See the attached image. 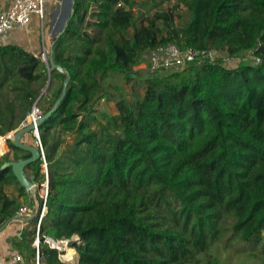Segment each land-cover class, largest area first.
Masks as SVG:
<instances>
[{
    "label": "trees",
    "instance_id": "obj_1",
    "mask_svg": "<svg viewBox=\"0 0 264 264\" xmlns=\"http://www.w3.org/2000/svg\"><path fill=\"white\" fill-rule=\"evenodd\" d=\"M178 1L188 11L180 26L167 11L137 24V0H76L52 41L63 72L17 44L0 45V105L6 86L31 105L40 95L32 84L44 87L49 74L46 94L57 100L70 74L65 96L39 127L49 192L39 230L43 201L21 234L27 264L38 253L40 264H70L46 237L69 240L76 264H197L220 238L222 221L264 252V0ZM167 43L231 57L252 51L261 61L134 70ZM116 74L138 80L144 94L130 101L123 87H105ZM105 95L117 113H98ZM13 119L14 108H0V135L18 127ZM64 134H74L72 143ZM8 142L14 157L0 154V227L29 197L4 164L31 154ZM24 171L34 183L45 179L42 158Z\"/></svg>",
    "mask_w": 264,
    "mask_h": 264
},
{
    "label": "rangeland",
    "instance_id": "obj_2",
    "mask_svg": "<svg viewBox=\"0 0 264 264\" xmlns=\"http://www.w3.org/2000/svg\"><path fill=\"white\" fill-rule=\"evenodd\" d=\"M71 1L72 0H57L56 3L53 4L52 9H49L50 1L46 5V18L45 23L40 21L31 23V26L26 29H18L14 31L13 37L10 42L16 43L19 47L28 49L29 51L40 55L43 60H46L49 56V52L51 49L52 41L55 36L64 28L67 19L69 18L70 11H71ZM138 4H136L133 9L136 12V23L141 24L145 21V18L148 14H154L156 11H167L173 12L175 15V24L180 26L182 25L188 17V11L185 7H177L179 6L178 0H137ZM20 39L16 37L19 35ZM16 38V39H15ZM254 55L252 51L246 52L240 56L231 57L229 55L218 53L216 56V61L218 63H222L228 67H233L238 65L242 62L247 61H254ZM147 62V60H144ZM144 67L137 70H142L143 73L146 75L148 71ZM153 72V71H152ZM163 73L162 70L158 71ZM138 79V78H137ZM119 85L123 87L125 93L130 101H133L137 96H141L144 94V88L139 84L138 80L134 79L131 81H127L123 78L121 74H116L114 76H110L104 81L105 87L110 86L111 84ZM46 86V85H45ZM45 86H40L39 83L32 84L33 88L39 89V93L43 92ZM109 91V90H108ZM19 90L10 89L6 86V94L3 96L1 100L0 108L3 112H6L9 108H14V119L13 122L15 124H19L17 128L7 132L6 135H0V154L6 155L9 154V157L13 159L14 152L11 150L9 146L8 139L5 140L6 137L14 136L15 133L23 128L25 124L31 122L32 115L34 111L36 118L38 119L44 113V111L51 105L56 103V99L50 97L46 94L43 95L40 101L36 103L33 101L31 105L24 103L20 105L19 100L17 99V94ZM111 95L117 97L114 94V91L110 92ZM39 95V96H40ZM114 98V97H113ZM99 112H105L107 114H115L117 113L115 100L108 99V95H105L97 105ZM65 144L72 143L74 134H64L61 136ZM11 139V138H10ZM6 141V142H5ZM22 141L26 144H31L37 146L41 149L43 148V144L41 142V138H38L34 133L25 134L22 138ZM63 147L65 145L63 144ZM22 154V153H20ZM1 157V156H0ZM42 181L36 182V187L31 190L30 196L34 198V203L31 205L29 204V197L27 195L21 198L23 205H28L30 208L34 210L37 206L40 205L42 200L41 195L45 193V188L42 189L41 185ZM15 187H8V193L13 194L15 191ZM13 222V221H12ZM14 226V235H11L7 238V243L5 246L7 248V252L18 251L20 252L24 258L27 256V250L25 247V243L22 241V228L21 223H18ZM232 224H228L227 222L222 221L220 224L221 228V235L220 238L213 242L210 248L203 253L198 255V263L197 264H264V252L262 251V244L257 243L256 241H243L240 239L239 235L235 233L232 228ZM20 230H19V229ZM14 238V239H13ZM264 238V236H263ZM37 239V238H36ZM35 239V240H36ZM78 236H74L72 240H77ZM35 240L33 242V247H35ZM52 243L55 241L51 239ZM60 241V240H59ZM56 246L61 247L65 254H71V252L66 247H69L75 250V254L73 255L72 264H76L79 255L75 248L69 246V240L62 239L60 242H55ZM62 244H66V247H62ZM65 248V249H64ZM63 255V258L65 257ZM186 264V263H185ZM187 264H196V263H187Z\"/></svg>",
    "mask_w": 264,
    "mask_h": 264
},
{
    "label": "built area",
    "instance_id": "obj_3",
    "mask_svg": "<svg viewBox=\"0 0 264 264\" xmlns=\"http://www.w3.org/2000/svg\"><path fill=\"white\" fill-rule=\"evenodd\" d=\"M46 2L47 0H2L0 2V45H7L10 43L13 32L18 29L28 28L34 19H37L43 25L46 18ZM218 53V51L211 49L199 50L192 46L179 47L173 43L161 44L148 52L145 56V60H147V62L143 61L138 63L136 66H134V70L142 68L143 64L146 66L144 67L145 69L155 71L159 69L185 68L187 65L194 62L218 63V61H216V56ZM254 60L256 63L261 61L260 57L258 56H255ZM36 112H33V119L36 118V116H34ZM11 137H6L5 140L8 138L10 139ZM41 152L42 172L45 174V179L42 181L41 185L42 189L45 188V193L41 195V201H43V205L42 212L40 213L39 217L38 230L40 228L41 219L43 218L46 211V203L49 192L48 162L46 160L42 146ZM34 187H36V183H34L33 188ZM33 188L31 190H33ZM31 190H27L28 193L31 192ZM35 211L36 209L34 210L30 208L28 205H22L17 211L15 215L16 217L13 221L24 224L26 223V217L30 214H33ZM51 239L53 238L46 237V242L52 247L64 251L62 248L55 246ZM39 242L40 239L37 236V239L35 240V247L37 248V251H39ZM0 264L27 263L24 259V256L20 252L3 251L0 253ZM36 264H40L38 255L36 258Z\"/></svg>",
    "mask_w": 264,
    "mask_h": 264
},
{
    "label": "water",
    "instance_id": "obj_4",
    "mask_svg": "<svg viewBox=\"0 0 264 264\" xmlns=\"http://www.w3.org/2000/svg\"><path fill=\"white\" fill-rule=\"evenodd\" d=\"M76 0H72L71 1V11H70V15L69 18L67 19L68 21L71 19V16L73 15V11H74V3ZM48 66H51L53 69H57L61 72L64 71V68L62 66H60L59 64H57L54 60V52H53V44L51 45V49L49 52V56L46 59ZM67 73V79L64 83L63 86V90L62 93L60 95V97L57 99L56 103L54 104V106L43 116L39 117L38 119L34 118L30 123L26 124L23 128L19 129L14 136L11 137L12 143L13 145L18 148L21 149L22 151L25 152H29L31 154L30 157L28 158H24V159H19L16 161H9L6 162L4 164V167H12L13 173L16 176V178L18 179V181L22 184V186L25 187L26 190H31L34 186V181H31L24 169L26 166H28L29 164H32L36 161H38L41 158V149H39L37 146L35 145H31V144H26L22 141V138L25 134L28 133H34L36 134V136L38 138H40V132H39V127L41 125V123L47 119L58 107V105L60 104V102L62 101L63 97L66 94L67 91V86H68V82L70 79V74L68 72ZM51 82V74H49L48 77V81L46 83V86L43 90V92L41 93V95L37 98L36 103H38V101L41 99V97L44 95V93L46 92L47 88L49 87ZM39 215V206L36 207V211L33 214H30L26 217V221H31L32 219H34L35 217H37ZM16 217V216H15ZM13 217L12 219L6 221L1 227H0V233L3 232L7 226L14 220ZM38 256L40 257V254L38 253ZM69 261V260H68ZM70 264H72V261H69ZM79 262V259L78 261Z\"/></svg>",
    "mask_w": 264,
    "mask_h": 264
},
{
    "label": "crops",
    "instance_id": "obj_5",
    "mask_svg": "<svg viewBox=\"0 0 264 264\" xmlns=\"http://www.w3.org/2000/svg\"><path fill=\"white\" fill-rule=\"evenodd\" d=\"M2 0H0V2H1ZM49 1H50V5H49V9H52V6H53V4L54 3H56L57 2V0H47V2H46V4L47 3H49ZM47 6V5H46ZM34 22H38V20L37 19H34V21L32 22V23H34ZM31 26V25H30ZM29 26V27H30ZM28 27V28H29ZM26 30H27V28H26ZM14 34V33H13ZM13 34H12V36H11V39H12V37H13ZM20 36H23L22 34L21 35H19V36H17L16 38L17 39H20L19 37ZM15 38V39H16ZM11 41V40H10ZM8 44H16V43H12V42H10V43H8ZM28 50V49H27ZM31 201H33L34 202V198L32 197V196H30V194H29V202H31ZM18 223H20V222H18ZM13 224H17V222H15V221H13V222H11L8 226H7V228L3 231V232H1L0 233V253H2L3 251H8L7 250V248H6V246H5V243H7V238L9 237V236H11V235H14V231H16V230H14V225ZM22 224V223H21ZM27 224V221H26V223H24V225H21L22 226V228L23 227H25V225ZM19 229V228H18ZM20 230V229H19Z\"/></svg>",
    "mask_w": 264,
    "mask_h": 264
},
{
    "label": "bare ground",
    "instance_id": "obj_6",
    "mask_svg": "<svg viewBox=\"0 0 264 264\" xmlns=\"http://www.w3.org/2000/svg\"><path fill=\"white\" fill-rule=\"evenodd\" d=\"M36 112V111H35ZM34 116H35V114H34ZM32 118H33V116H32ZM33 120V119H32ZM55 246H56V243L54 242L53 243ZM62 247H66L65 245H62ZM61 248V247H60ZM65 249V248H64ZM67 249V248H66ZM66 253H68V249H67V252ZM66 255H68V254H66ZM66 257V256H65ZM67 260H69V261H73V259H68V258H66Z\"/></svg>",
    "mask_w": 264,
    "mask_h": 264
}]
</instances>
